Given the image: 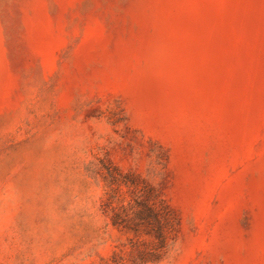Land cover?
<instances>
[{
  "label": "rangeland",
  "instance_id": "obj_1",
  "mask_svg": "<svg viewBox=\"0 0 264 264\" xmlns=\"http://www.w3.org/2000/svg\"><path fill=\"white\" fill-rule=\"evenodd\" d=\"M0 264H264V0H0Z\"/></svg>",
  "mask_w": 264,
  "mask_h": 264
}]
</instances>
